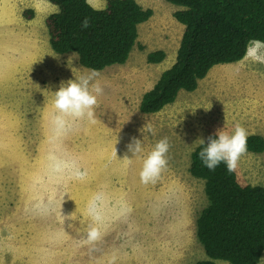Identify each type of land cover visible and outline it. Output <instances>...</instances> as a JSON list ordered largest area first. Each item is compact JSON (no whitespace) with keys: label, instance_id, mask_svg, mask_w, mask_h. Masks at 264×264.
I'll return each mask as SVG.
<instances>
[{"label":"rangeland","instance_id":"rangeland-1","mask_svg":"<svg viewBox=\"0 0 264 264\" xmlns=\"http://www.w3.org/2000/svg\"><path fill=\"white\" fill-rule=\"evenodd\" d=\"M153 16L139 27L128 62L100 72L95 123L58 131L54 93L89 69L49 44L46 0H0V264H195L207 259L196 220L207 206L204 182L190 174L191 155L217 130L237 124L264 138V64L214 67L194 92L156 114L142 96L176 59L184 27L163 0H137ZM107 0H91L103 9ZM28 13V14H25ZM162 50L165 60L149 64ZM146 123L144 151L128 145ZM167 138L168 165L155 183L140 179L143 159ZM196 143V144H195ZM127 155L131 161L124 160ZM19 166V168H18ZM17 167V168H16ZM22 168V169H21ZM242 185L264 186V152L247 151L236 168ZM104 208V209H103ZM59 210V211H57ZM90 227L99 238L88 240ZM259 264H264V256Z\"/></svg>","mask_w":264,"mask_h":264},{"label":"trees","instance_id":"trees-1","mask_svg":"<svg viewBox=\"0 0 264 264\" xmlns=\"http://www.w3.org/2000/svg\"><path fill=\"white\" fill-rule=\"evenodd\" d=\"M46 1L57 7L45 20L51 49L60 55L78 53L79 64L89 70L126 64L138 46L140 25L153 16L137 0H107L103 9L86 0ZM163 1L177 7L173 16L184 31L174 64L142 96L139 110L146 115L173 104L182 91L194 92L214 67L239 63L250 39L264 41V0ZM86 17L91 23L84 29ZM165 58L164 51H153L147 62L160 64ZM207 143L191 155L190 174L204 182L207 198L196 220V237L207 259L195 264H259L264 186L242 185L236 171L228 172L223 163L210 171L199 158ZM247 151L263 153L264 138L248 136Z\"/></svg>","mask_w":264,"mask_h":264},{"label":"clouds","instance_id":"clouds-1","mask_svg":"<svg viewBox=\"0 0 264 264\" xmlns=\"http://www.w3.org/2000/svg\"><path fill=\"white\" fill-rule=\"evenodd\" d=\"M86 2L91 4V0H86ZM90 23V18L86 17L82 21L81 27L87 29L90 27ZM74 56H78V53H72L67 60V65L73 74L80 70L73 67ZM247 61L264 64V41L250 39L247 42L245 54L239 63L243 64ZM99 76L98 70L91 69L86 74L81 75L78 80L61 82L59 90L54 93V106L58 110L54 123L58 131L70 127L69 120L66 118H71L72 121L87 119L89 122L95 123V108L98 105V97L104 94V89L98 79ZM139 131L144 136V141L133 137L132 142L128 145L129 151L135 158L140 157L144 151V142L148 138L146 133H151L153 136L156 134L155 129L149 123H146ZM247 138V130L239 124L235 126L231 135L224 129L217 130L214 137L208 138L206 147L199 152V158L210 171H215L223 163L228 172H234L241 156L247 154ZM196 143L205 144L203 139H199ZM169 149L170 144L165 137L159 140L154 149L143 159V167L140 171L142 183H155L160 177L168 165L166 157ZM124 160L131 161L133 159H128L126 155ZM99 235L95 227H90L88 240L95 241Z\"/></svg>","mask_w":264,"mask_h":264},{"label":"crops","instance_id":"crops-1","mask_svg":"<svg viewBox=\"0 0 264 264\" xmlns=\"http://www.w3.org/2000/svg\"><path fill=\"white\" fill-rule=\"evenodd\" d=\"M171 6H173V5H171ZM145 9H151V10H152V8H151V7H146Z\"/></svg>","mask_w":264,"mask_h":264},{"label":"bare ground","instance_id":"bare-ground-1","mask_svg":"<svg viewBox=\"0 0 264 264\" xmlns=\"http://www.w3.org/2000/svg\"><path fill=\"white\" fill-rule=\"evenodd\" d=\"M17 168V167H16ZM18 168H19V166H18ZM22 169V168H21ZM104 209V208H103ZM57 211H59V210H57Z\"/></svg>","mask_w":264,"mask_h":264}]
</instances>
